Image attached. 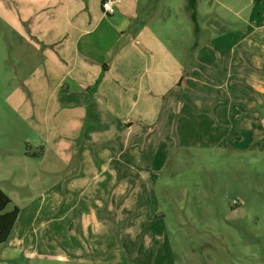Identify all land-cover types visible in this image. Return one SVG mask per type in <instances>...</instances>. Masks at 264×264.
Instances as JSON below:
<instances>
[{"label":"crops","instance_id":"obj_1","mask_svg":"<svg viewBox=\"0 0 264 264\" xmlns=\"http://www.w3.org/2000/svg\"><path fill=\"white\" fill-rule=\"evenodd\" d=\"M106 1L0 0L3 37L18 41L4 50L6 113L22 135L0 147V188L19 210L2 259L33 248L69 264H168L170 151L264 150V0L235 27L198 23L205 41L180 51L154 1L111 0V15Z\"/></svg>","mask_w":264,"mask_h":264},{"label":"rangeland","instance_id":"obj_2","mask_svg":"<svg viewBox=\"0 0 264 264\" xmlns=\"http://www.w3.org/2000/svg\"><path fill=\"white\" fill-rule=\"evenodd\" d=\"M147 1L142 0V5ZM152 1V15L164 21L159 25L167 28V34L163 31L162 35L171 47L180 51L205 41L203 36L202 40L195 37L189 0ZM253 1L197 0L198 23L205 29L209 19L221 16L226 19L224 23L220 20L218 29L235 27L237 13L248 16L257 4ZM207 2L212 17L204 15ZM4 33L0 28V147L16 149L22 135L7 114L5 100L14 87L4 76L10 69L4 50L17 47L18 41L5 40ZM159 192L168 218L172 257L168 264H264V150L222 154L174 148L162 172ZM11 210L10 205L6 211ZM6 246L0 250V263L69 264L30 256L33 248H28L27 257L19 253L16 259L5 260L2 253Z\"/></svg>","mask_w":264,"mask_h":264},{"label":"trees","instance_id":"obj_3","mask_svg":"<svg viewBox=\"0 0 264 264\" xmlns=\"http://www.w3.org/2000/svg\"><path fill=\"white\" fill-rule=\"evenodd\" d=\"M196 3V0H189L188 7L192 12L191 18L197 29L198 21ZM10 205H12V200L0 188V249L8 242L19 215L17 207H14L11 211H6Z\"/></svg>","mask_w":264,"mask_h":264},{"label":"built area","instance_id":"obj_4","mask_svg":"<svg viewBox=\"0 0 264 264\" xmlns=\"http://www.w3.org/2000/svg\"><path fill=\"white\" fill-rule=\"evenodd\" d=\"M103 8L105 10L106 15H111L114 13V7L111 0H107L103 3Z\"/></svg>","mask_w":264,"mask_h":264}]
</instances>
